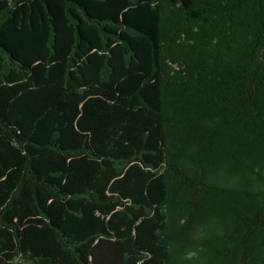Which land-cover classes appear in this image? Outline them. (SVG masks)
Returning a JSON list of instances; mask_svg holds the SVG:
<instances>
[{
    "label": "trees",
    "instance_id": "obj_1",
    "mask_svg": "<svg viewBox=\"0 0 264 264\" xmlns=\"http://www.w3.org/2000/svg\"><path fill=\"white\" fill-rule=\"evenodd\" d=\"M191 252L264 264V0H0V264Z\"/></svg>",
    "mask_w": 264,
    "mask_h": 264
},
{
    "label": "rangeland",
    "instance_id": "obj_2",
    "mask_svg": "<svg viewBox=\"0 0 264 264\" xmlns=\"http://www.w3.org/2000/svg\"><path fill=\"white\" fill-rule=\"evenodd\" d=\"M172 221H176V217L172 219ZM179 222V221H178ZM197 257V254L194 252H191L188 255H181L179 256V264H194V260Z\"/></svg>",
    "mask_w": 264,
    "mask_h": 264
}]
</instances>
